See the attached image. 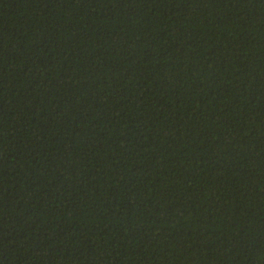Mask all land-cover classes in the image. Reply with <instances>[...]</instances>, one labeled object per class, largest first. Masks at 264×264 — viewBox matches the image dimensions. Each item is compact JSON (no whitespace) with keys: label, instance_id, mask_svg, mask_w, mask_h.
I'll use <instances>...</instances> for the list:
<instances>
[{"label":"trees","instance_id":"obj_1","mask_svg":"<svg viewBox=\"0 0 264 264\" xmlns=\"http://www.w3.org/2000/svg\"><path fill=\"white\" fill-rule=\"evenodd\" d=\"M0 264H264V0H0Z\"/></svg>","mask_w":264,"mask_h":264}]
</instances>
